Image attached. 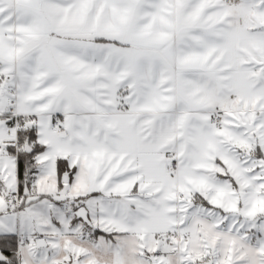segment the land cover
<instances>
[{"label":"crops","instance_id":"crops-1","mask_svg":"<svg viewBox=\"0 0 264 264\" xmlns=\"http://www.w3.org/2000/svg\"><path fill=\"white\" fill-rule=\"evenodd\" d=\"M0 72L14 76L0 81L10 93L0 110L13 108L43 145L11 208L18 159L0 148V233L16 235L18 264L32 233L49 244L38 230L53 200L88 210L89 228L74 209L72 244L74 234L126 238L169 264L200 254L207 209L264 206V0H0ZM27 210L39 221L26 216L22 241Z\"/></svg>","mask_w":264,"mask_h":264},{"label":"rangeland","instance_id":"rangeland-1","mask_svg":"<svg viewBox=\"0 0 264 264\" xmlns=\"http://www.w3.org/2000/svg\"><path fill=\"white\" fill-rule=\"evenodd\" d=\"M9 94L8 91L4 95L0 94V107L7 101ZM67 191H70V188L67 187ZM62 196L56 195L55 199ZM49 200L52 199H45L44 206ZM73 201H70L69 204L64 202L62 206H59L57 200H53L55 208L45 210L49 212L48 215L52 216V220H43L39 216L42 219L41 223L46 222L47 227H39L38 231L42 235L51 237L48 239L49 244L37 247V237L32 233L28 243L19 245L20 264H47L49 261H56L59 257L63 259L62 264H70L74 257L80 260V264H146L147 261L149 264H169V260L159 254L155 257L156 262H151L149 255L144 254L141 250L143 244H138V247L132 246L130 240L126 238L110 236L95 239L87 235L82 239L78 234H74L77 238L74 237L76 242L72 244L66 230L70 225L68 222L72 218L76 219ZM230 203V201H226V206ZM263 208L260 201L248 198L238 202L231 212L217 206L207 209L213 215L207 221L203 232L200 254L191 259L182 253L180 264H204L210 261L212 264H264ZM29 211L27 210L26 213L21 211L17 219L16 233L22 241H26L25 236L27 235L25 232L22 233L26 216L29 215L30 218H33L32 222L39 221L36 214L29 213ZM79 224L87 226V228L90 227L89 220L79 219ZM78 230L80 231L79 227ZM197 244L192 247L193 252L198 250ZM168 247L167 250H171V246ZM204 257H209V260L205 261Z\"/></svg>","mask_w":264,"mask_h":264},{"label":"trees","instance_id":"trees-1","mask_svg":"<svg viewBox=\"0 0 264 264\" xmlns=\"http://www.w3.org/2000/svg\"><path fill=\"white\" fill-rule=\"evenodd\" d=\"M21 139L28 141L31 151L21 148L18 152V176L19 189L25 195V187L31 183V173L37 169L36 155L42 150L43 145L37 142L36 132L30 122H21ZM67 171V166L63 159L58 161V174L62 176ZM30 188V187H29ZM17 237L15 234L0 233V249L7 255L8 260L0 264H18L16 257Z\"/></svg>","mask_w":264,"mask_h":264},{"label":"built area","instance_id":"built-area-1","mask_svg":"<svg viewBox=\"0 0 264 264\" xmlns=\"http://www.w3.org/2000/svg\"><path fill=\"white\" fill-rule=\"evenodd\" d=\"M237 0H226L227 3H234ZM8 75L2 74L0 72V81L3 79H6ZM125 107V101L121 100V108ZM0 117L1 119L6 122V131L7 134L10 136L9 140L6 141L7 145L13 146L15 149V155L18 159V152L23 147V141L20 137V130H21V118L19 115L15 114L14 109L10 112H2L0 110ZM60 117H57L55 119V122L53 124V127L57 128L60 126ZM211 121L214 125H216L218 128L223 127V118L219 113H215ZM1 150L6 151V145L0 146ZM171 169L174 170L177 167V161L173 160L170 165ZM23 193L18 188L15 192L8 194L5 197L7 205L11 207H15L19 205V203L22 201ZM191 233L188 231L185 233V238H189ZM205 260H209V257H206Z\"/></svg>","mask_w":264,"mask_h":264},{"label":"water","instance_id":"water-1","mask_svg":"<svg viewBox=\"0 0 264 264\" xmlns=\"http://www.w3.org/2000/svg\"><path fill=\"white\" fill-rule=\"evenodd\" d=\"M13 78H14V76H13L12 74H9V75L6 77L5 81H4V87H6V86L10 83V81H11ZM25 148H26V150H28V151H31V150H32V149L29 147V143H28V141L26 142V146H25ZM66 175H67V174H66ZM62 180H63L64 182L67 181V180H68V177L66 178L65 176H63ZM86 213H87L86 209H85L84 207H81V208H79V210H78V212H77V215L80 216V217H82L83 219L87 220ZM42 241H43V240H41V239L37 240V243H36V244H37V247H40V246L43 244ZM43 242H44V244H45V241H43ZM6 259H7V257L5 256V254H4L2 251H0V261H2V260H6ZM70 264H79V260H78L77 258H73ZM209 264H211V263H209Z\"/></svg>","mask_w":264,"mask_h":264},{"label":"bare ground","instance_id":"bare-ground-1","mask_svg":"<svg viewBox=\"0 0 264 264\" xmlns=\"http://www.w3.org/2000/svg\"><path fill=\"white\" fill-rule=\"evenodd\" d=\"M9 145L8 146H6V151L9 149ZM12 147V146H11ZM20 206V203H19V205H17V206H15V207H19ZM9 207V206H8ZM86 209V208H85ZM79 210V209H78ZM78 210H77V212H78ZM86 211H87V213H86V217H87V220H88V210L86 209ZM77 212H76V215H77ZM77 217H79V218H82V217H80V216H78L77 215ZM83 219V218H82ZM85 220V219H84ZM0 251H2V250H0ZM3 252V251H2ZM4 253V252H3ZM5 254V253H4ZM5 256L7 257V255L5 254ZM6 260H8V257H7V259ZM2 261H5V260H2ZM2 261H0V262H2ZM208 261V260H207ZM209 263H211L212 264V262L210 261V262H205L204 264H209Z\"/></svg>","mask_w":264,"mask_h":264}]
</instances>
